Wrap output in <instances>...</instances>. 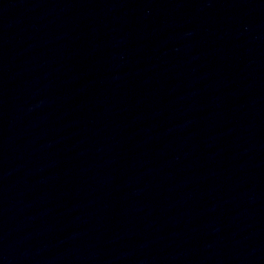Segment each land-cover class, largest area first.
Instances as JSON below:
<instances>
[{
  "label": "water",
  "instance_id": "95a60500",
  "mask_svg": "<svg viewBox=\"0 0 264 264\" xmlns=\"http://www.w3.org/2000/svg\"><path fill=\"white\" fill-rule=\"evenodd\" d=\"M0 264H264V0H0Z\"/></svg>",
  "mask_w": 264,
  "mask_h": 264
}]
</instances>
